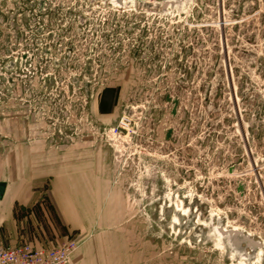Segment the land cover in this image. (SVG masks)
<instances>
[{
	"label": "rangeland",
	"instance_id": "374dc122",
	"mask_svg": "<svg viewBox=\"0 0 264 264\" xmlns=\"http://www.w3.org/2000/svg\"><path fill=\"white\" fill-rule=\"evenodd\" d=\"M26 143L133 264H264V0H0V176ZM48 182L17 243L78 249Z\"/></svg>",
	"mask_w": 264,
	"mask_h": 264
},
{
	"label": "crops",
	"instance_id": "0c3cea01",
	"mask_svg": "<svg viewBox=\"0 0 264 264\" xmlns=\"http://www.w3.org/2000/svg\"><path fill=\"white\" fill-rule=\"evenodd\" d=\"M14 155L12 173L0 176V248L19 244L23 217L40 201L39 183L48 179L44 192L57 220L76 238L85 239L69 264H133V254L117 247L108 231L111 206L109 200H104L108 186L101 183L96 169L55 172L47 158H39L37 145L32 143L21 144ZM39 159L45 166L39 164Z\"/></svg>",
	"mask_w": 264,
	"mask_h": 264
},
{
	"label": "built area",
	"instance_id": "2783aa9c",
	"mask_svg": "<svg viewBox=\"0 0 264 264\" xmlns=\"http://www.w3.org/2000/svg\"><path fill=\"white\" fill-rule=\"evenodd\" d=\"M76 250V243L70 239L50 248L21 243L1 247L0 264H69Z\"/></svg>",
	"mask_w": 264,
	"mask_h": 264
},
{
	"label": "water",
	"instance_id": "95a60500",
	"mask_svg": "<svg viewBox=\"0 0 264 264\" xmlns=\"http://www.w3.org/2000/svg\"><path fill=\"white\" fill-rule=\"evenodd\" d=\"M1 192H2V185H0V198H1Z\"/></svg>",
	"mask_w": 264,
	"mask_h": 264
},
{
	"label": "bare ground",
	"instance_id": "6f19581e",
	"mask_svg": "<svg viewBox=\"0 0 264 264\" xmlns=\"http://www.w3.org/2000/svg\"><path fill=\"white\" fill-rule=\"evenodd\" d=\"M219 244V243H218ZM217 247V246H216ZM219 249H221V248H219ZM222 250V249H221Z\"/></svg>",
	"mask_w": 264,
	"mask_h": 264
}]
</instances>
